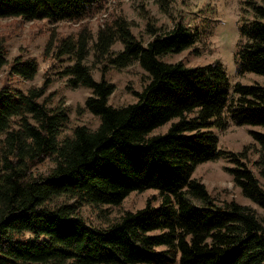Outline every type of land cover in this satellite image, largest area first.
Instances as JSON below:
<instances>
[{"label": "trees", "instance_id": "1", "mask_svg": "<svg viewBox=\"0 0 264 264\" xmlns=\"http://www.w3.org/2000/svg\"><path fill=\"white\" fill-rule=\"evenodd\" d=\"M110 1L0 0V19L83 22ZM241 10L236 71L264 76V0H243ZM148 31L144 43L118 11L95 36L87 25L71 35L51 33L45 55L53 43L59 58L72 57L62 72L67 85L90 90L84 108L99 118L94 128L81 124L68 133V108L50 104L48 77L25 90L11 85L12 76L33 79L38 62H8L0 38V70L8 64L0 87V264H264L263 217L234 199L219 201L194 176L199 164L226 157L235 185L264 209V187L252 168L264 177V131L251 130L252 148L234 152L220 148L213 130L264 127V86L232 82L220 60L193 67L165 61L201 40V30L182 20ZM116 42L123 45L118 52ZM91 53L99 79L87 62ZM133 63L148 80L135 101L113 105L114 83L105 73ZM167 122V131L153 133ZM252 150L257 159L250 162ZM150 188L158 205L153 195L97 225L79 214L80 205H119Z\"/></svg>", "mask_w": 264, "mask_h": 264}, {"label": "rangeland", "instance_id": "2", "mask_svg": "<svg viewBox=\"0 0 264 264\" xmlns=\"http://www.w3.org/2000/svg\"><path fill=\"white\" fill-rule=\"evenodd\" d=\"M160 2H163L164 8ZM243 0H111L108 6L88 20L66 21L49 24L45 21H21L16 18L0 19V38L6 41L8 62L15 57L35 58L38 62V72L33 79L24 80L17 76L10 78L15 88L27 89L32 85H41L48 77L50 85L47 90L49 102L64 103L68 108L70 122L66 132H70L76 125L85 124L96 127L99 118L84 108V102L90 95L86 87L72 88L67 85V78L62 73L65 66L72 63L71 56L58 57L53 43L49 52L45 50L52 39V32L66 36L79 32L87 25L95 36L98 27L103 24L112 12L121 11L131 22L133 33L138 39L146 43L152 36L148 31L151 24L159 31L171 28L178 20H182L190 30L198 28L201 40L193 47L179 53H169L162 58L165 61H183L186 66L193 67L220 60L224 63L232 82L240 81L244 84L259 83L264 86V76L247 72L239 75L235 65L236 42L239 39V20ZM123 45L116 42L112 49L114 52L122 50ZM91 53L87 62L91 65L95 78L101 77V69ZM8 64L0 70V87L7 78ZM107 79L114 83V91L109 97L113 105H125L136 100L135 91H140L148 80L147 72L138 64L133 63L124 68L109 67L105 73ZM171 122L158 127L153 133L167 131ZM263 130L262 126L229 125L223 131L213 128L219 135V146L226 151L239 152L250 144L253 146L251 130ZM250 162L257 159V155L248 151ZM49 165V164H47ZM234 164L226 157H220L199 164L194 176L200 179L209 191L219 201L234 199L242 204L252 206L263 217L264 209L246 198L241 189L235 185L228 167ZM44 167V166H43ZM41 167V168H43ZM252 167V166H251ZM264 187V177L252 167ZM154 205L159 204L158 191L150 188L143 192H131L119 205L93 206L83 204L79 206V214L91 224H105L108 218L118 216L125 210H135L145 205L148 197H154ZM101 208H107L102 212ZM172 264H179L178 262Z\"/></svg>", "mask_w": 264, "mask_h": 264}]
</instances>
